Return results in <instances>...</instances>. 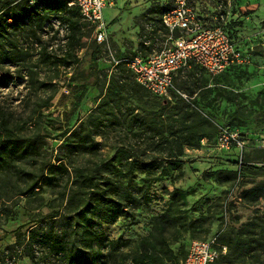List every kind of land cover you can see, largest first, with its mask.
Masks as SVG:
<instances>
[{
  "label": "rangeland",
  "instance_id": "rangeland-1",
  "mask_svg": "<svg viewBox=\"0 0 264 264\" xmlns=\"http://www.w3.org/2000/svg\"><path fill=\"white\" fill-rule=\"evenodd\" d=\"M111 1L113 6L104 10L111 34L108 45L99 47L93 32L85 27L76 47L78 61L57 68L54 53L59 54L65 44L66 31L54 21L59 35L40 34L41 41L34 45L33 38L20 41L31 53L22 71L4 67L8 85L0 87V121L6 117L8 128L0 125V140L10 144L8 149H3L6 143L0 144V155H4L0 166V251L6 252L16 243L18 229L29 235L34 228L41 229L42 235L67 234V249L87 259L96 258L98 252L105 256L114 242L122 251H133L148 238L154 223L168 214L171 221L166 235L178 263L186 257L192 241L207 240L223 230L228 234L221 238L223 246L215 264H258V257L264 261V239L260 244L253 242L257 252L239 253L233 233L245 224H264V0H188L209 26L226 28L237 47L251 53V62L219 77L192 63L178 74L177 92L168 98L153 96L132 74L113 68L110 53L119 60L136 53L149 57L163 49L170 35L161 26V18L172 0H141L133 6L129 0ZM113 17L117 19L112 21ZM44 48L52 55L49 59L41 55ZM122 77H128L126 85ZM135 88L144 92L143 103L134 95ZM181 96L199 100L203 116L216 133L200 146L187 147L184 165L177 171L147 185L145 176L137 172L140 158L136 155L146 150L142 158L158 159L164 158V153L151 155L149 143L133 138V132L142 130L134 118L140 114L148 119L149 112L160 114L163 109H158L159 105L166 106V113L174 111ZM149 100L152 105L144 103ZM46 103L50 106L43 107ZM226 124L245 136L246 158L260 168L241 180L233 173V154L218 148L217 133ZM67 131L70 133L64 138ZM58 164L67 170L56 171L57 179L46 183L48 168ZM129 164L135 167L133 174L128 172ZM81 170L89 175L100 170L97 176L123 178L125 183L131 177L133 202H125L134 217L127 213L112 221V212L96 210L97 198L91 190L81 188L74 195ZM35 183L33 191L24 194ZM174 189L184 194L172 200ZM53 215L58 216L50 218ZM86 227L99 234L94 252L82 235ZM36 250L41 264H70L63 253L52 252L47 245L36 246ZM17 253L3 264H31L23 248ZM103 262L104 258L97 264Z\"/></svg>",
  "mask_w": 264,
  "mask_h": 264
},
{
  "label": "trees",
  "instance_id": "trees-1",
  "mask_svg": "<svg viewBox=\"0 0 264 264\" xmlns=\"http://www.w3.org/2000/svg\"><path fill=\"white\" fill-rule=\"evenodd\" d=\"M69 3V0H0V71L3 73V75L0 76V87H6L8 85L6 76L7 70L4 67L6 65L14 66L18 68V72L19 69L22 71L25 66L24 63H26L27 59L30 57V49L26 50L20 41L25 37L27 39L33 38L35 41L33 42L34 45L41 41L39 38L40 34L54 32L59 35L60 31H56L53 27L54 21H57L66 31L65 44L60 46L59 54L54 53L57 68L69 67L78 61L76 47L80 45L83 39V30L85 27H88L91 32H93V27L83 20L79 9L75 6H70ZM225 30L234 42L230 32L226 28ZM94 41L98 44L96 40ZM101 46L102 45H99V47ZM141 46L144 48L143 43H141ZM138 54L139 53H136L133 56ZM41 55L46 56L48 59L52 56L47 48L42 49ZM92 64H96L95 56L92 57ZM246 66L248 65H233L223 74L214 77L222 76L232 70L244 68ZM113 68L123 69V73L129 72L133 75L135 82L138 84L134 73L126 64H113ZM180 72L175 76V89L172 90L171 94L175 93V91L177 92L176 82ZM122 79L125 82L124 85H126L128 77H122ZM138 85L141 86L140 84ZM134 95L141 103H143L145 95L140 88L134 89ZM144 103L146 105H152L150 100ZM48 106L50 105L46 103L43 107ZM160 108L163 109L160 114L149 112L151 116L148 119L146 116L142 117L140 114H137L134 118L135 123L142 126V130H136V132H133V138H141L143 142L149 143L152 146V149L149 152L151 155H161L159 153H164L162 154L164 155V158L153 159L152 156H148L149 158L145 159L142 158V156H146L147 151L144 150L141 152L136 150V152L139 151L141 153L138 154L141 155L140 157L136 155L137 158H140L138 159L140 163L136 166L137 172L140 175L145 176L143 182L147 185L155 183L161 178L170 176L172 171H177L178 168L184 165L182 158L187 147L200 146L202 140L209 139L216 133L212 130L213 127L209 123V120L203 116L204 110L199 100L188 101L181 96L174 111L166 113V106L161 107V105H159L158 109ZM163 116L165 117L163 118ZM0 125L5 127L4 129L8 128L6 117H1ZM222 127L237 131L227 124L221 126V128ZM219 132L220 129L218 130V135ZM69 133L70 131H67L63 134V137L67 138ZM239 134L240 138L246 142V149L242 160H240V154L235 147H232L227 152L233 154L235 159L232 161V166L234 168L233 173L241 180V178L247 177L255 171H259L258 169L260 168L252 164L249 159L246 158L248 147L247 139L241 132H239ZM1 142L6 143L4 144L3 149H8L10 143L8 141L4 142L0 140V144ZM86 143L88 142H83V144ZM12 144L13 147L11 152L13 153V150L16 147L15 141L12 142ZM164 147H167V149L164 150ZM91 148H93V146ZM3 160L4 155H0V166ZM134 169L135 167L132 164L128 165V172L131 174H133ZM63 170H67L63 164L51 165L45 175L46 183H51L48 181H55L57 179L55 172ZM99 172L100 170H97L89 175L84 170H81V180L78 182V192H75L74 195L78 194L81 191L79 190L81 188L91 190V194H94L97 198L94 204L96 210L102 211L106 209L108 213L112 212L113 215L111 220L116 221L129 213L126 209L128 208V203L132 201L131 198L133 197V194L129 192L131 189L130 186H132V178L127 175L129 178L127 183H125L123 178L119 181L114 178L99 177L97 176ZM37 185L38 183H35L24 194L33 191L34 187ZM139 190L141 189L139 188ZM179 194L183 195L184 193L180 189H174L170 197L173 200L175 199V196ZM125 201H128V203ZM57 216L58 215H53L50 216V218L54 219ZM129 217H134V215L130 214ZM86 219L89 221L91 218ZM170 221V215H163L161 219L154 223L153 230L150 232L148 238L143 239L140 246L133 251H122L119 247H116L118 242H114L112 243V248L109 249L105 256H103L101 252H98L96 258L90 259H87L83 254H77L76 250L67 249V241L69 238L67 234L62 236L53 233L42 235L40 232L41 229L34 228L30 231L29 235H27L18 229L14 233L16 243L9 246L6 249V252L0 251V264L6 263V259L8 257L10 259L13 254L17 253L21 248H23V252H25L31 264H41L40 255H38L36 250V246H41V244L47 245L52 252L63 253L65 258L70 259V264H97L98 260L102 258H104L103 264H109L110 260H112L114 264L117 261L122 264H167L168 262H171V264H181L187 255L178 263L179 258H177L175 251L171 248L166 235L169 230L168 222ZM198 223V221H195L193 222V225L197 226ZM233 233H235V239L239 244V253L244 251L257 252V249L253 246V242L256 241V244H260L261 240L264 239V224H245L238 230H233ZM227 234L228 233H225V230H223L222 233L214 235H220L218 237V249L223 246L221 244V238H224ZM82 235L88 242L90 251L94 252V245L99 241L98 232L89 230V228L86 227L83 230ZM255 236L260 239H253ZM246 237L249 238L246 239ZM257 263L264 264V261L258 257Z\"/></svg>",
  "mask_w": 264,
  "mask_h": 264
},
{
  "label": "built area",
  "instance_id": "built-area-1",
  "mask_svg": "<svg viewBox=\"0 0 264 264\" xmlns=\"http://www.w3.org/2000/svg\"><path fill=\"white\" fill-rule=\"evenodd\" d=\"M69 1V5L77 7L83 20L93 27L96 42L102 46L108 45L104 10L112 7L113 2ZM161 26L170 37L159 52L149 57L138 54L119 60L110 53L114 65L126 64L138 84L157 97L168 98L175 89L177 73L189 68L192 63L199 65L211 76H218L233 65H249L251 62V53L238 48L222 25L212 27L205 24L188 0H172L171 7L161 18ZM182 96L187 99L186 95ZM232 147L238 150L242 160L246 142L240 138L239 132L227 127L220 128L218 148L229 151ZM218 237L192 241L187 257L181 264H215L220 256Z\"/></svg>",
  "mask_w": 264,
  "mask_h": 264
},
{
  "label": "crops",
  "instance_id": "crops-1",
  "mask_svg": "<svg viewBox=\"0 0 264 264\" xmlns=\"http://www.w3.org/2000/svg\"><path fill=\"white\" fill-rule=\"evenodd\" d=\"M140 1L141 0H129V3L131 4V6H133V3L134 4H138V3H140ZM127 2V0H122V3H126ZM171 7V4H170V6H169V8ZM193 7V6H192ZM168 8V9H169ZM194 8V7H193ZM107 9V8H106ZM196 11H197V13H198V15H199V17H200V19L205 23V24H207L208 25V23L204 20V18H203V16L202 15H200V13H199V11L196 9V8H194ZM115 19H117V17H113V20L112 21H114ZM111 21V22H112ZM111 24V23H110ZM108 26V25H107ZM209 26V25H208ZM108 34H109V38H110V33L108 32Z\"/></svg>",
  "mask_w": 264,
  "mask_h": 264
}]
</instances>
